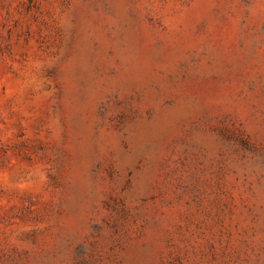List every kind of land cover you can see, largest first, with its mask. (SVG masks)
<instances>
[{"label":"rangeland","instance_id":"rangeland-1","mask_svg":"<svg viewBox=\"0 0 264 264\" xmlns=\"http://www.w3.org/2000/svg\"><path fill=\"white\" fill-rule=\"evenodd\" d=\"M0 264H264V0H0Z\"/></svg>","mask_w":264,"mask_h":264}]
</instances>
